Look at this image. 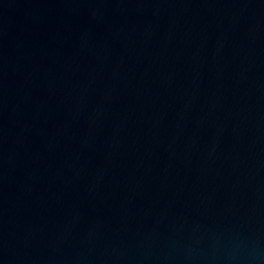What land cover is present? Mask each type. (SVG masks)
Listing matches in <instances>:
<instances>
[{"label": "water", "instance_id": "1", "mask_svg": "<svg viewBox=\"0 0 264 264\" xmlns=\"http://www.w3.org/2000/svg\"><path fill=\"white\" fill-rule=\"evenodd\" d=\"M0 264H264V0H0Z\"/></svg>", "mask_w": 264, "mask_h": 264}]
</instances>
